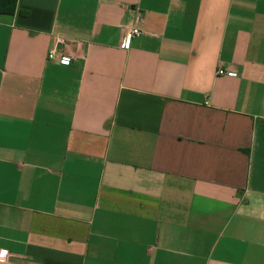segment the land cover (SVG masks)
<instances>
[{"label":"crops","instance_id":"1","mask_svg":"<svg viewBox=\"0 0 264 264\" xmlns=\"http://www.w3.org/2000/svg\"><path fill=\"white\" fill-rule=\"evenodd\" d=\"M0 250L264 264V0H19L0 16Z\"/></svg>","mask_w":264,"mask_h":264},{"label":"built area","instance_id":"2","mask_svg":"<svg viewBox=\"0 0 264 264\" xmlns=\"http://www.w3.org/2000/svg\"><path fill=\"white\" fill-rule=\"evenodd\" d=\"M142 34L141 29L139 28V20L136 21V25L133 27V29L130 31V33L126 36L125 41L123 43V47L125 49H128L130 47V43L134 37H139ZM65 44V41L63 39L56 40V45H62ZM49 60L57 61L60 65H69L70 61L65 58L64 55L58 54L56 49H53L49 52L48 55ZM224 71H219V75H224ZM232 75V74H229ZM10 258V252L7 250H0V263L6 262Z\"/></svg>","mask_w":264,"mask_h":264},{"label":"trees","instance_id":"3","mask_svg":"<svg viewBox=\"0 0 264 264\" xmlns=\"http://www.w3.org/2000/svg\"><path fill=\"white\" fill-rule=\"evenodd\" d=\"M19 0H0V16H14Z\"/></svg>","mask_w":264,"mask_h":264}]
</instances>
